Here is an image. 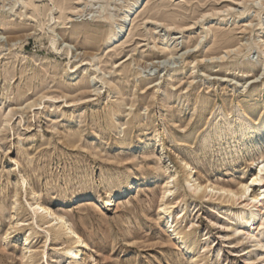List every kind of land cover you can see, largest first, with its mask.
Segmentation results:
<instances>
[{
  "label": "rangeland",
  "instance_id": "obj_1",
  "mask_svg": "<svg viewBox=\"0 0 264 264\" xmlns=\"http://www.w3.org/2000/svg\"><path fill=\"white\" fill-rule=\"evenodd\" d=\"M29 1L0 0V264H69L63 258L65 239L47 237L51 215L34 217L38 197L51 208L62 204L91 241L87 251L99 264H264V227L249 238L233 231L235 214L246 202L232 206L217 196L199 199L178 186L167 198H184V211L178 215L176 204L171 217L159 213L164 177L178 171L175 150L181 148L205 178L226 185L249 182L261 166L264 143L256 146L253 137L250 152L235 155L243 132L230 143L219 140L225 131L203 138L219 122L264 117V0H150L110 43L105 33L132 0H68L64 10L54 7L55 18L46 12L48 0H33L35 6ZM75 27L88 32L74 35ZM93 31L100 35L96 43L87 41ZM52 34L57 46L62 44L59 50L50 44ZM241 48L243 61L231 64L227 57ZM227 62L228 71L222 69ZM248 63L254 66L245 72ZM175 69L182 70L169 81ZM242 78L249 79L244 86ZM119 89L140 97L115 118L123 124L137 112L133 124L141 123L140 139L150 135V140L136 148L120 150L116 140L124 128L109 127L115 120L106 110L119 99ZM197 96L209 99L194 112ZM194 129L197 134L185 141ZM229 148L234 156L225 160ZM145 169L157 176L116 206L105 205L122 176ZM26 175L32 186L24 187H34V194H23ZM260 187L252 185L249 193ZM77 194L90 196L76 201ZM172 220L191 242L181 243Z\"/></svg>",
  "mask_w": 264,
  "mask_h": 264
},
{
  "label": "bare ground",
  "instance_id": "obj_2",
  "mask_svg": "<svg viewBox=\"0 0 264 264\" xmlns=\"http://www.w3.org/2000/svg\"><path fill=\"white\" fill-rule=\"evenodd\" d=\"M48 1H49V4H48L46 12H49L48 14H50L52 17H54V12H53L54 7H57L62 11L66 8L67 3H69L68 0H56V2H54V0H48ZM147 1L150 2V0H132V2L126 8L125 14L124 16H122L119 23H117L116 26L110 28L105 33L106 43H110L111 41L117 40L119 38L122 31L126 30L128 26L130 25V23L134 20L132 17L133 13L138 12L140 8ZM29 2L31 3V5L35 6V3L33 0ZM35 11H36V14H41L40 9L38 7H36ZM53 31L55 32L54 29ZM86 32H88L87 29L82 28V27L73 28V34L74 35L78 34L77 36H83L84 34H86ZM99 36L100 35L98 33H94L93 31L90 36H87V41H92L96 43V40ZM50 44H52L51 46L54 47L55 51L59 50L62 45L60 44L59 47L57 46L56 36L53 34L50 37ZM229 45L230 44L227 42L226 46H229ZM262 45H264V41H262ZM166 47H167V44L163 43L160 46V49L164 51ZM245 52L246 50L241 48L236 54L232 56L229 55V57H227V60L229 58L233 59L231 60V64L240 63L241 61H243L242 55ZM221 60L224 61L225 59L223 58ZM253 66H254V63L245 64L244 68H247L245 72H250ZM222 69H225L227 71L231 70L229 68V63L227 62L226 65L222 67ZM180 70L182 69H175L173 70L172 74L167 75L169 78V81H173L174 77L177 75V73H179ZM68 71H69V68L67 69V73H69ZM94 79H97V81L101 83L105 82V80H103L102 77L94 76ZM242 80L244 79L242 78ZM248 81L249 79L247 80L245 79L244 82L241 83V85L244 86L246 83H248ZM261 81L264 82L263 80ZM238 82L240 83V81ZM140 84L141 83H138L136 86H139ZM172 87H174V85H172ZM63 88H66V87H63ZM80 88L81 87H79V89ZM80 90H82V88ZM115 92L119 99H117L116 103L111 104L107 108L106 111L108 112V119L112 118L115 120L112 124H110L109 127L113 129H119L118 130L119 132L122 131L121 130L122 128H124L122 131L123 135L121 136V138L116 140L117 147L120 150L121 149L124 150L127 146L136 148L140 141L149 142L150 139L147 137H150V135H148L145 138L142 137L140 139L143 133V129L140 125L141 123L133 124L134 119L137 118L138 116L136 111H131L129 113V116L126 119V122H124L123 124L121 123L120 120L117 121L115 119L116 117L120 116V114L122 113V108L125 106V104L126 105L129 104L130 106L129 109H132L136 105V102L139 101V98H140L139 95L135 94L134 97L130 98L128 94L124 93L125 91H123L122 89H119ZM246 95H249L253 97L254 99H256V92H250L248 90L246 92ZM187 97L190 98V95L188 93H187ZM181 98H183V96H180V99ZM208 99H209L208 96H201V97L197 96V99L194 101L195 103L194 112H197L198 109L206 106L205 104H207ZM128 100L130 101V103L128 102ZM207 110H208V107H206L205 112L199 114V116H203L204 114H206ZM226 119L228 118L226 117ZM84 121H86V118L84 117L80 118V120L78 121V126L83 125ZM205 125H207V123H205ZM228 128L232 129V132L231 133L228 132L226 134V131H228ZM223 131H225V135L221 136L219 140H225L226 143H230L231 140H234L238 134L242 132L244 133L243 135L241 134L237 140V142L242 146V148L241 149L234 148V149H235V155L237 157L246 156L247 152H250L247 150V147L250 145L248 138L253 137V142H254L253 144H255L256 146H259L264 143V117L255 116V118H253L252 120L240 118L238 119V121L236 120L235 122L229 121L228 124H225V125H223L222 122H219L207 129V135L203 138V141H208L210 139L209 137H211L212 135L219 136ZM197 132H198V129L192 130L189 134H187L185 141L189 140L191 136H195ZM167 133L169 134L170 131H168ZM132 139H135V140H132ZM161 146L163 149V145ZM180 149L175 150L176 159L178 162V171L175 173H168L164 177L166 184H165L164 190L162 191V195H161L162 200L159 206V213L162 214V216L171 217L172 213H174V208H175L174 206L176 204H177L176 209L178 207L181 208L180 211L177 210L178 215L184 211V208H183L184 205L181 204L183 201H185L184 198L181 201L177 200L176 198H173L172 200H169V198H167V196H169L168 194H170L175 187L180 186L182 189H189L191 191V195L199 199H202L208 196H211V197L217 196L222 201H226L229 203L231 202L230 205L232 206L233 205L238 206L241 203L246 202L243 205L244 206L243 208H245V210L241 211L239 214H235V219L237 220V224H235V226L233 227V231H235V233L240 231L242 232L243 235H245V238L252 237L253 236L252 232H254L256 229L261 230L264 227V217L262 216L263 214L261 215L262 210H264V203L263 205L260 204L264 199V184H263L264 183V174H263L264 156H260L262 157L261 166L258 169V172L252 175V178L249 182L240 180L237 184L226 185L222 182H219L218 180L214 181L210 178H205V176H203L202 173H200L201 171L199 170L200 172H198V170L196 169L197 167H195L189 161L188 155L182 153ZM214 149H215L214 147H210V151ZM252 150H253V147H252ZM130 156L127 157V160H131ZM233 156H234V153L232 152L231 148H229V150L226 149V152L224 154L225 160ZM158 157L159 159H162L164 157V154H161ZM149 176L153 178V177H156L157 175L151 173L150 171L148 172L147 169L142 170V171H133L131 173L125 174L124 176H122L118 184L112 186L111 188L112 191H110L109 193V197L110 196L112 197L111 199H109V197L106 199L105 205L106 206H112V205L116 206L118 199L125 197V196H129L132 193H134L137 187L141 184V182H146L151 179V178L148 179ZM22 180L23 182L21 184V188H24L23 194L25 195H27V193L34 194V191H35L34 187H32L31 189L29 188L27 189L24 187V185L26 184H29V186H32V184L30 183V176L26 175L22 178ZM258 182L261 183L259 192L255 194H252V193L250 194L249 193L250 187H252V185ZM65 196L67 195L65 194ZM89 196L90 195H86V194H77V195H74L73 198H75L76 201H79L82 199L89 198ZM245 198L247 199L244 200ZM36 199L37 201L34 203L32 207L34 217H37V215L43 216L44 211L48 213L49 215H51V219L49 220L51 228L47 229V237L49 238L53 236L55 240H59L61 238L65 239L66 245H65V254L63 258L66 259V262H68L69 264H99L98 259L95 257V254L94 253L90 254L88 253L90 251H87L89 248H91V241L88 240L85 237V235L79 232L75 224L71 222L70 216L61 210L63 208L61 206L62 204L57 203L54 208H51L49 206H46L45 204L46 202L44 199L40 197ZM240 200L242 201L240 202ZM248 206H251V208L246 209V207ZM95 207H98V206H95ZM245 215H247L246 218H245ZM180 220L181 222L184 221V216H179L178 221ZM256 220L258 221L257 223H256ZM243 222L244 224H242ZM173 224H174V220H172V222L170 223V227H173L174 231H177V234L179 235V239L181 240V243L185 244L189 241L191 242L190 234L183 232L179 228H178L179 230L175 229V227L178 225L173 226ZM192 243L195 244L194 241H192ZM257 246L263 247V244L259 243L257 244ZM87 254H89L88 257H90V260L89 259L87 260L88 258Z\"/></svg>",
  "mask_w": 264,
  "mask_h": 264
}]
</instances>
